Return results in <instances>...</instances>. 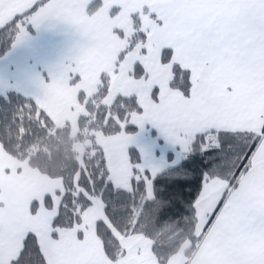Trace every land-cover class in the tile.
I'll return each mask as SVG.
<instances>
[{
  "label": "snow or ice",
  "instance_id": "1",
  "mask_svg": "<svg viewBox=\"0 0 264 264\" xmlns=\"http://www.w3.org/2000/svg\"><path fill=\"white\" fill-rule=\"evenodd\" d=\"M49 19L75 27L87 44L43 90L65 79L75 84L84 66L109 56L112 46V74L130 62L126 74L150 84L151 105L135 93L100 105L97 120L122 137L121 150L110 156L98 148L54 191L20 205L21 219L0 211V264H48L37 227L42 220L49 239L63 245L59 264H137L144 249L126 242L140 235L139 221L125 224L121 209L131 211L142 197L146 226L176 222L195 231L200 225L193 239L207 237L209 264H264V0H0V34L15 43ZM100 80L103 99L111 77L101 72ZM239 115L251 117L242 130L207 126ZM24 120L13 114L0 124L6 150L8 133L19 134ZM148 127L175 146L176 166L156 161L151 144L141 143ZM122 162L131 172L127 187L114 175ZM151 252L159 261L167 250L157 253L153 245Z\"/></svg>",
  "mask_w": 264,
  "mask_h": 264
},
{
  "label": "crops",
  "instance_id": "2",
  "mask_svg": "<svg viewBox=\"0 0 264 264\" xmlns=\"http://www.w3.org/2000/svg\"><path fill=\"white\" fill-rule=\"evenodd\" d=\"M31 28L33 32L27 30V35L19 43L14 42L15 46L12 45L9 52L0 58V96L14 91L34 100L57 126H64L71 121H77L84 116L85 112L83 106L77 100L78 93L81 91L79 92L78 88H75L76 84L70 86L67 79H65L48 90H43L42 84L50 83L54 76L74 64L87 41L75 27L57 19H49L42 23L39 28ZM109 49L111 52L109 56H101L100 59L92 58L84 66L83 70L80 71L81 78L78 83L92 80L93 85H98L99 79L96 78V75L100 77L101 72H105L111 79L116 76L112 74V61L115 59V51L112 46H109ZM69 70L73 73L76 71L71 67H69ZM143 84L146 88L140 89L141 92H137L136 95L138 102L148 107L151 105L148 95L150 84L141 82V85ZM128 95L125 94L124 96ZM249 119L251 117L239 115L235 118L228 117L214 123L210 122L207 126H215L225 131L236 132L248 127L247 122ZM202 130L203 127L195 129V131ZM140 135L141 143L151 144L152 155L156 161L163 160L169 167L176 166L179 163L176 159L175 146L169 144L158 129L148 127ZM94 136L96 144L100 148L102 147L110 156L119 152L122 148V137L120 135L105 137L97 133ZM133 148L137 150L135 146ZM25 166L17 175H21L26 184L33 183L30 179H34L41 184V190L37 189L36 197L52 192L60 186V180L50 179L27 165ZM9 167V169H14L15 165L11 164ZM2 169L0 166V172H3ZM130 174V168L126 162H122L114 172L117 185L127 187ZM7 177L8 179H5L0 174V200H3L7 205L6 208L0 211L5 214H9L11 210L17 211V207L19 208L20 205L26 206L27 201L31 199L19 190L18 193L13 184L15 180L10 176ZM47 183H50L51 186L48 187ZM217 187H219V184ZM1 196H3V199ZM99 215L97 213V216ZM94 218L96 217H91L90 221ZM37 227L41 248L48 264H59L63 257V245L49 239L50 229L46 221L42 220ZM133 242L139 244L144 252L148 251V248L151 250L152 242L142 235L126 243L131 244ZM211 255L206 237L205 240L199 242L195 252L190 257H186L183 253L184 264H209Z\"/></svg>",
  "mask_w": 264,
  "mask_h": 264
},
{
  "label": "trees",
  "instance_id": "3",
  "mask_svg": "<svg viewBox=\"0 0 264 264\" xmlns=\"http://www.w3.org/2000/svg\"><path fill=\"white\" fill-rule=\"evenodd\" d=\"M27 30L33 32L31 27H28ZM14 42V37L9 38L8 34H0V58L9 52ZM102 87L99 77V86L92 98L87 99L85 95L80 97L81 92L78 94L77 100L87 115L77 120L79 132L75 138L70 136L68 126H57L36 103L33 106L32 99L14 91L0 96V124L11 120L13 114H19L22 120L27 117V120H24V127H20L19 134L14 129L8 133L7 139L12 141V147L6 150L4 145L0 144L2 150L13 159L25 162L29 168L50 179L60 180L61 176L75 169L77 165L83 167L100 148L95 142L94 133L105 137L115 136L111 134L110 130L102 129L97 120V111L100 110V105L105 99H102L101 95H97ZM41 111L44 113L43 116H41ZM132 132L136 133L137 129H132ZM74 141L88 143L80 161L77 158V153L72 149ZM132 150L137 151L134 148ZM143 204L144 198L142 197L139 201L134 202L131 211H127L130 206L126 205L121 209L126 212L122 220L125 224L133 226H136L139 221L140 235L149 239L152 246L156 245L157 253H160L161 249L167 250L159 261L154 255L157 263L166 264L186 242L188 247L185 248L184 255L190 257L200 242L195 241L193 236L199 234L191 229L178 227L176 222L166 224L159 229L151 225L146 226L141 214Z\"/></svg>",
  "mask_w": 264,
  "mask_h": 264
},
{
  "label": "rangeland",
  "instance_id": "4",
  "mask_svg": "<svg viewBox=\"0 0 264 264\" xmlns=\"http://www.w3.org/2000/svg\"><path fill=\"white\" fill-rule=\"evenodd\" d=\"M127 70H130V62H126L125 65H122L120 75L113 77L109 81V93L107 97H105V99L103 100V104L110 105L117 93H120L122 95H125V94L132 95L133 93L136 94L137 92H141L140 89L146 88L144 84L141 85V82L134 81L130 77H128L126 74ZM96 78L99 79L98 75H96ZM75 84H76L75 88H78L79 92L83 91L87 99H90L95 95V93L97 92L98 86H99V83L98 85H93L92 80L88 82H79V83L77 82ZM86 115L87 113L85 112L84 116ZM65 125L68 126L69 128L70 136L72 138H75L79 132L78 127H77V121H71L70 123H67ZM87 146H88L87 142H76V141L73 142L72 149L77 153V158L79 159V161L82 159L84 149ZM8 164L15 165L14 169L11 168L12 172H11V175L9 176L10 178H13L15 180L13 184L17 188V191L19 190L21 193H23V195H28L29 198L36 197V191L37 189L41 190V187H42L41 184H39L34 179H30V181L32 180L33 183L26 184L24 183L25 181L23 180L22 176L17 175V170H20L19 171L20 173L21 170L25 168L26 167L25 165L27 164L25 162H20V161L13 159L9 155H7L0 146V166L3 168L2 170L9 169L10 167ZM0 174L5 179H8L7 176L3 175L2 171L0 172ZM47 186L50 187L51 184L47 183ZM2 190H3V187H2ZM1 198L3 199V196H1ZM6 207L7 205H5V208ZM6 215H10L13 220L21 219L18 207H17V211L11 210L10 213ZM200 215L201 217H203V210L201 211ZM200 227H201L200 225H197V229L195 230V233L197 232L196 234H199ZM186 247H188L187 242L182 245L179 252L176 255H174L172 258H170L166 264H184L183 253ZM135 259L137 260V264H157L156 262L157 260L153 257L150 248H148V251L146 252L143 251V254L141 257L135 258Z\"/></svg>",
  "mask_w": 264,
  "mask_h": 264
}]
</instances>
